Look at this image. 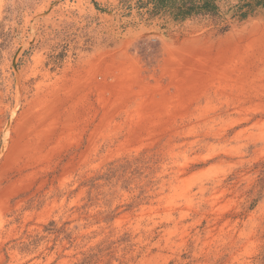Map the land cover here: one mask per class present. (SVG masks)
Here are the masks:
<instances>
[{
    "label": "rangeland",
    "instance_id": "1",
    "mask_svg": "<svg viewBox=\"0 0 264 264\" xmlns=\"http://www.w3.org/2000/svg\"><path fill=\"white\" fill-rule=\"evenodd\" d=\"M0 0V264H264V0Z\"/></svg>",
    "mask_w": 264,
    "mask_h": 264
},
{
    "label": "trees",
    "instance_id": "2",
    "mask_svg": "<svg viewBox=\"0 0 264 264\" xmlns=\"http://www.w3.org/2000/svg\"><path fill=\"white\" fill-rule=\"evenodd\" d=\"M153 11L166 12L177 17L191 14L217 15L219 7L216 0H150Z\"/></svg>",
    "mask_w": 264,
    "mask_h": 264
}]
</instances>
